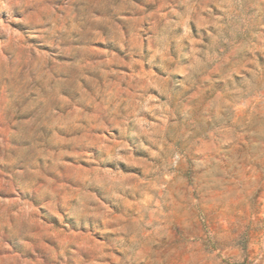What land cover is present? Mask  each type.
I'll return each instance as SVG.
<instances>
[{"label": "clouds", "instance_id": "9594fccd", "mask_svg": "<svg viewBox=\"0 0 264 264\" xmlns=\"http://www.w3.org/2000/svg\"><path fill=\"white\" fill-rule=\"evenodd\" d=\"M0 126V264H264V0H0Z\"/></svg>", "mask_w": 264, "mask_h": 264}, {"label": "rangeland", "instance_id": "374dc122", "mask_svg": "<svg viewBox=\"0 0 264 264\" xmlns=\"http://www.w3.org/2000/svg\"><path fill=\"white\" fill-rule=\"evenodd\" d=\"M38 51H40V50H38ZM104 51H105V49H103V48H97L95 50L94 54L97 55V56H99V55H102ZM3 135H4V130H3V127L0 126V136H3ZM67 159H68L69 163H71L72 158L69 157Z\"/></svg>", "mask_w": 264, "mask_h": 264}]
</instances>
